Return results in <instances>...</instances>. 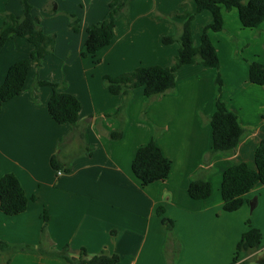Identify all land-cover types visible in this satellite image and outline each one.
<instances>
[{"label":"crops","instance_id":"0c3cea01","mask_svg":"<svg viewBox=\"0 0 264 264\" xmlns=\"http://www.w3.org/2000/svg\"><path fill=\"white\" fill-rule=\"evenodd\" d=\"M47 34H56L54 52L37 68L31 63L23 91L3 104L0 114V177L14 172L31 199L16 215L0 211V240L28 249L0 251V264H71L39 251L43 213L49 215L52 250L68 247L79 257L117 254L118 264H234L237 243L251 225L262 232L264 251V184L243 196V205L226 211L221 193L224 171L235 161L254 164L255 151L264 138V84L250 81L249 62L264 63V23L243 26L237 9L223 8L221 31H210L221 64L210 68L183 65L171 92L148 99L143 87L133 89L125 106L123 135L115 116L123 94L106 86V74L118 75L140 65L171 66L180 44L163 43L176 36L183 18L176 11H196L194 0H132L128 12L116 20L114 37L95 56H83L87 29L109 14L111 0H29ZM57 11L52 12L53 5ZM20 15L21 0H0V26L6 13ZM79 18L75 31L69 14ZM209 10L195 13L191 27L199 45L204 28L212 23ZM34 45L25 37L11 38L0 52V84L9 67L31 55ZM245 133L230 154L211 156L210 118L216 109L218 86ZM65 82L67 91L81 101L74 137L59 154L70 170L59 174L51 164L61 140L73 126L59 123L48 107L50 86L35 80ZM83 131L85 139L79 132ZM155 139L171 160L164 180L142 185L132 170L138 149ZM87 145L92 154H87ZM200 171L213 185L206 199H194L189 185ZM173 221L174 235L167 222ZM239 255L240 263L248 258ZM249 258V259H250Z\"/></svg>","mask_w":264,"mask_h":264},{"label":"trees","instance_id":"16d2710c","mask_svg":"<svg viewBox=\"0 0 264 264\" xmlns=\"http://www.w3.org/2000/svg\"><path fill=\"white\" fill-rule=\"evenodd\" d=\"M23 12L20 15L6 13L3 24L0 26V52L6 43L16 36L27 38L34 49L27 58L20 59L13 63L7 72L5 80L0 84V114L3 104L19 95L25 86L31 63L39 68L44 58L54 52L56 34L44 32L41 20L35 17L32 12V4L29 0H21ZM132 0H111L109 2V14L106 18L96 21L87 29V38L83 56H95L97 52L106 45H109L114 37L116 20L122 12H128ZM196 11H176L174 15L183 18L179 33L176 36H164L163 43L169 44L179 42L180 47L171 66L162 65H140L133 70L118 75L106 74L103 80L109 91L113 94H123V103L118 107L115 116L121 120V127L110 132L112 139H119L123 135L125 123V106L131 98L133 89L144 88L145 96L150 100L161 94L171 92L176 86L177 71L185 64L198 63L205 67L219 68L221 64L218 50L213 43L210 31H221L224 28V11L237 9L239 18L246 28H256L264 23V0H194ZM209 10L213 14L212 23L208 24L201 35L199 45L195 44L191 21L195 13ZM57 11L54 4L52 12ZM75 31H79L80 21L75 14H69ZM250 81L264 84V63L258 60L249 62ZM37 86H50L52 96L48 107L52 117L59 123H68L74 128V132L65 136L59 146V152L52 156L51 164L55 169L70 170V162L65 163L59 158L62 149L72 140L78 132L77 126L81 101L73 93L67 91L65 82H53L48 80H35ZM218 95L216 97V109L210 118L213 131V144L210 155L218 153L230 154L239 145L245 129L239 122L237 114L229 109L222 98L223 80L219 74L216 78ZM81 138L85 139L83 131L79 132ZM87 154H92V147L87 145ZM171 160L164 154L161 147L153 138L147 144L142 145L132 162V170L142 185H148L155 181L166 179L171 171ZM264 184V138L255 151L254 164L245 161H235L224 173L221 183V193L226 211L238 210L244 202L243 196L251 191L256 185ZM189 194L194 199H206L213 191V185L208 177V172L200 171L193 177L189 185ZM31 199L14 172H6L0 177V211L8 215H16L24 212ZM168 224L169 233L174 235L173 221L164 219ZM49 215L45 210L43 213V225L41 228V246L39 251L49 255L58 256L71 264H118L117 254L99 253L88 256L85 250L79 257L69 254L68 247L62 250H52L51 240L48 231ZM243 233L237 243L234 264H245L255 251L260 249L262 232L259 228L251 225ZM28 245H11L0 240V251H14L17 249H28ZM243 253L248 258L240 263L239 255Z\"/></svg>","mask_w":264,"mask_h":264},{"label":"rangeland","instance_id":"374dc122","mask_svg":"<svg viewBox=\"0 0 264 264\" xmlns=\"http://www.w3.org/2000/svg\"><path fill=\"white\" fill-rule=\"evenodd\" d=\"M245 264H264V251H259L250 258Z\"/></svg>","mask_w":264,"mask_h":264},{"label":"built area","instance_id":"2783aa9c","mask_svg":"<svg viewBox=\"0 0 264 264\" xmlns=\"http://www.w3.org/2000/svg\"><path fill=\"white\" fill-rule=\"evenodd\" d=\"M58 172H59V174H61L63 171L62 170H59Z\"/></svg>","mask_w":264,"mask_h":264}]
</instances>
